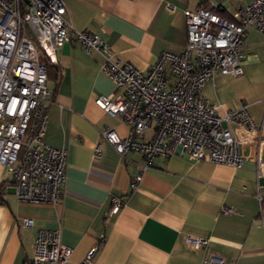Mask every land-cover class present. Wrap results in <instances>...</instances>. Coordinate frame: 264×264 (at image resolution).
<instances>
[{"label": "crops", "instance_id": "0c3cea01", "mask_svg": "<svg viewBox=\"0 0 264 264\" xmlns=\"http://www.w3.org/2000/svg\"><path fill=\"white\" fill-rule=\"evenodd\" d=\"M246 1L65 0V5L74 29L97 32L113 55L146 71L162 51L182 50L185 9L207 8L234 19ZM243 46V72L216 74L199 93L222 110L246 105L255 123L264 124V31L248 29ZM55 54V62L42 56L51 94L44 141L67 153L62 198L55 205L17 200L11 175L0 164V264H23L42 228L59 229L61 241L71 247L67 264H79L93 247L91 264H200L211 257L225 264H264V173L257 174L254 160L235 168L172 154L146 165L137 151L120 155L102 132L112 128L123 137L130 124L94 102L98 95L121 93L101 70L104 56L75 40L63 42ZM152 133L149 128L143 137ZM259 150L264 159V138ZM136 176L138 185L131 188ZM112 195L122 200L115 212L109 211ZM24 218L32 225L22 226ZM187 236L207 243L191 246Z\"/></svg>", "mask_w": 264, "mask_h": 264}, {"label": "built area", "instance_id": "2783aa9c", "mask_svg": "<svg viewBox=\"0 0 264 264\" xmlns=\"http://www.w3.org/2000/svg\"><path fill=\"white\" fill-rule=\"evenodd\" d=\"M184 16L182 50L162 51L142 71L113 55L97 32L74 29L66 17L65 0H0V164L11 175L17 200L55 205L62 198L67 153L44 141L51 94L42 56L55 62L56 49L68 40L78 41L87 52H100L105 58L101 70L121 88V93L101 94L94 100L130 124L123 137L112 128L102 132L120 155L137 151L149 165L156 156L178 154L235 168L251 158L257 174L264 173L259 150L264 124L255 123L246 105L222 110L199 93L216 74L243 72V37L250 28L264 31V0H247L235 9L234 19L202 7L185 9ZM149 128L152 137L144 138ZM95 151L100 152L99 145ZM138 182L139 176L134 177L131 188ZM121 204L120 196L112 195L109 211ZM21 224L31 226L32 219L24 218ZM185 240L194 247L207 243L201 237ZM94 250L79 264H91ZM70 254L58 228H42L23 264H67ZM200 264L225 263L211 257Z\"/></svg>", "mask_w": 264, "mask_h": 264}]
</instances>
